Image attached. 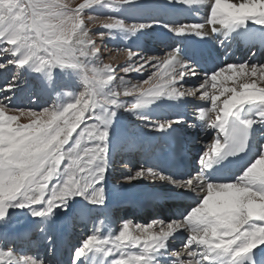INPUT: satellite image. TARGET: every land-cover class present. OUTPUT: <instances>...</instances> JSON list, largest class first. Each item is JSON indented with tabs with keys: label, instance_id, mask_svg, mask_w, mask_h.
I'll return each instance as SVG.
<instances>
[{
	"label": "snow or ice",
	"instance_id": "1",
	"mask_svg": "<svg viewBox=\"0 0 264 264\" xmlns=\"http://www.w3.org/2000/svg\"><path fill=\"white\" fill-rule=\"evenodd\" d=\"M86 20L105 30L101 40L137 50H125L123 65L104 63ZM157 31L167 40L159 57L148 54ZM212 37L223 59L193 54ZM234 44L249 58L228 62ZM257 52L264 56V0H0V264H61L53 231L61 217L92 222L69 264H264ZM189 106L193 122L172 115ZM202 138L211 142L188 167ZM160 141L162 160L125 163L113 186L146 183L140 210L156 218L114 219L118 158L147 155Z\"/></svg>",
	"mask_w": 264,
	"mask_h": 264
},
{
	"label": "rangeland",
	"instance_id": "2",
	"mask_svg": "<svg viewBox=\"0 0 264 264\" xmlns=\"http://www.w3.org/2000/svg\"><path fill=\"white\" fill-rule=\"evenodd\" d=\"M148 0H144V2H147ZM68 3L72 4V5H76L78 3H82V0H68ZM130 14H134V13H130ZM87 15H99L101 17V19H103L105 16L107 15H111V13L109 12H105V13H87ZM86 23H88L89 28L91 29L90 35H92V37L96 40L97 43V47L100 48L101 52L103 53L102 59L104 63H108L115 66L118 65H123L125 64L126 60H127V55H126V49L128 47H131V45H129L128 43L123 42L122 40L116 39V40H112V39H100V32L105 31L101 25L99 23L96 22H90L86 20ZM159 32L161 31H157L155 34H159ZM134 51L137 49L132 48ZM149 55H155V56H162L163 52H158L156 50H152L148 53ZM259 63H264V61L259 62ZM118 71V75H124L122 72L119 71V69H117ZM147 72H145L144 77H141L135 73L130 74L128 76H125V79H131L133 82H136L142 78H146L147 76ZM0 79L2 80V77H0ZM28 81H29V88H32L33 90L36 89L37 87V81L34 78H30L28 77ZM191 84V85H190ZM193 86V82L192 83H187L184 85L185 88H190ZM70 90V89H68ZM23 99V97H21ZM118 164V163H117ZM116 167V166H115ZM114 167V170H112V172L110 173V181H112V185H116V182L118 180H120L123 170L121 169L122 167H124V165L120 168V169H116ZM110 186V185H109ZM131 188V189H129ZM136 188H139L137 190L141 191H150V189L147 187L146 183L143 182H133V186L131 187H115L116 192L121 193L123 196H125V194L131 193L134 190H136ZM129 189V190H128ZM124 200V199H123ZM61 218H65V217H61ZM103 217H100V219H102ZM80 221V220H79ZM136 223H146L148 221H140ZM79 223V222H77ZM24 225H26L25 222V218H21L20 224L16 226V229H21ZM92 224L90 227L87 228H91ZM86 230L83 229V232L81 230L82 234H86ZM44 249H41L40 252L43 253Z\"/></svg>",
	"mask_w": 264,
	"mask_h": 264
},
{
	"label": "bare ground",
	"instance_id": "3",
	"mask_svg": "<svg viewBox=\"0 0 264 264\" xmlns=\"http://www.w3.org/2000/svg\"><path fill=\"white\" fill-rule=\"evenodd\" d=\"M147 2H151V0H148ZM158 14H161L162 13H158ZM189 19H196L195 16L193 17H190ZM243 45V44H241ZM236 48H238L237 45H233L232 49H231V52H235L236 51ZM247 47L245 46L244 49H246ZM228 62H242V60L240 58H238L235 53H234V56L232 57L231 60H229ZM252 62H256V61H252ZM258 63V62H257ZM109 185L111 186L110 188H113V186L109 183ZM139 188H136V190H134L133 192L131 193H128V194H125V196H123L121 193H118V192H114L115 194V199L113 200L112 204H115V203H118V202H122L123 199H126V198H135V196H137L138 194L140 193H143L142 191L140 192V190H137ZM113 191H114V188H113ZM67 219V220H65ZM138 220H142V221H146V219L142 218V219H138ZM69 223V219L68 218H60L56 225H55V231L57 233V241L60 242L62 238L65 237V235L67 236L68 240H70L71 238H69L70 236H68L66 234L67 230L71 227V226H67ZM25 228L27 227V224L26 226H24ZM59 235V237H58ZM42 243V242H41Z\"/></svg>",
	"mask_w": 264,
	"mask_h": 264
}]
</instances>
